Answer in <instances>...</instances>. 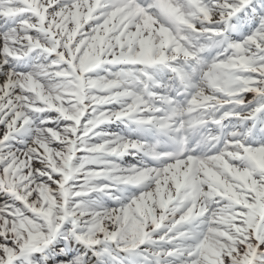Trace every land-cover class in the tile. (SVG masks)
Returning <instances> with one entry per match:
<instances>
[{
  "label": "snow or ice",
  "instance_id": "1",
  "mask_svg": "<svg viewBox=\"0 0 264 264\" xmlns=\"http://www.w3.org/2000/svg\"><path fill=\"white\" fill-rule=\"evenodd\" d=\"M0 264H264V0H0Z\"/></svg>",
  "mask_w": 264,
  "mask_h": 264
}]
</instances>
